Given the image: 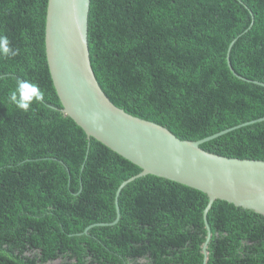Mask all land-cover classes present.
<instances>
[{
    "label": "trees",
    "instance_id": "trees-1",
    "mask_svg": "<svg viewBox=\"0 0 264 264\" xmlns=\"http://www.w3.org/2000/svg\"><path fill=\"white\" fill-rule=\"evenodd\" d=\"M48 0H0V264H264V216L148 174L59 108L45 51ZM254 22L245 31L252 15ZM264 0H91L90 59L110 100L185 140L264 116ZM42 101H9L18 82ZM55 107V108H53ZM264 160V121L201 144ZM107 222L109 224H98ZM87 230L85 231V229Z\"/></svg>",
    "mask_w": 264,
    "mask_h": 264
},
{
    "label": "water",
    "instance_id": "water-1",
    "mask_svg": "<svg viewBox=\"0 0 264 264\" xmlns=\"http://www.w3.org/2000/svg\"><path fill=\"white\" fill-rule=\"evenodd\" d=\"M90 1L47 2L45 51L51 79L62 105L59 110L73 119L88 139L94 138L141 168L137 175L123 180L118 186L114 200L116 218L112 224L120 218L118 196L121 189L138 177L152 174L204 192L208 197L203 211L207 236L202 250L206 256L211 235L207 213L216 200L264 216V160L215 154L204 150L201 144L235 128L264 121V116L198 140H185L165 126L131 115L116 106L100 86L91 64L88 44ZM250 13L251 23L245 31L254 22L251 10ZM235 40L230 42L226 55L230 71L238 78L264 86V82L243 77L233 69L228 54Z\"/></svg>",
    "mask_w": 264,
    "mask_h": 264
},
{
    "label": "clouds",
    "instance_id": "clouds-1",
    "mask_svg": "<svg viewBox=\"0 0 264 264\" xmlns=\"http://www.w3.org/2000/svg\"><path fill=\"white\" fill-rule=\"evenodd\" d=\"M17 50L10 47L9 40L6 36L0 35V55L14 56ZM43 93L35 85L28 82H18L17 87L9 95V101L19 109L27 112L33 101H42Z\"/></svg>",
    "mask_w": 264,
    "mask_h": 264
},
{
    "label": "bare ground",
    "instance_id": "bare-ground-1",
    "mask_svg": "<svg viewBox=\"0 0 264 264\" xmlns=\"http://www.w3.org/2000/svg\"><path fill=\"white\" fill-rule=\"evenodd\" d=\"M104 91V90H103Z\"/></svg>",
    "mask_w": 264,
    "mask_h": 264
}]
</instances>
